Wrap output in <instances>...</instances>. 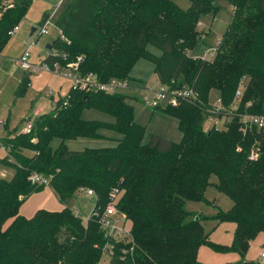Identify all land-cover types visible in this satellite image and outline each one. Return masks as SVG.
<instances>
[{
    "label": "trees",
    "instance_id": "obj_1",
    "mask_svg": "<svg viewBox=\"0 0 264 264\" xmlns=\"http://www.w3.org/2000/svg\"><path fill=\"white\" fill-rule=\"evenodd\" d=\"M31 1L0 0V52ZM215 1L189 0V7L181 9L172 0H70L58 13L54 26L60 36L41 62H76L80 75L90 72L101 82L122 78L134 85L130 70L139 59L149 60L160 83L191 87L198 102L156 107L176 119L179 142L157 134L143 142L145 128L127 103L132 97L69 88L52 110L37 116L30 133L5 137L0 161L13 174L0 179V264H98L108 239L97 216L84 222L66 205L87 189L96 195L93 208L99 213L109 192L118 190L115 205L130 223L134 242L132 254L120 264H202L197 260L200 245L226 251L204 233L205 217L184 206L185 201L206 202L205 189L212 184L231 200L227 212L212 217L235 223L231 250L244 255L264 232V131L241 119L244 114L264 115V0H227L232 18L212 58L191 57L203 38L200 18L217 12ZM48 18L43 13L40 25ZM148 45L160 55L147 51ZM240 82L244 88L236 100ZM213 90L222 107L216 115L226 120L222 129L205 130ZM89 108L113 121L83 119ZM105 129L118 135L112 146L76 152L66 147V141L76 138L102 139L100 130ZM55 139L59 143L52 148ZM31 172L49 178L61 211L38 210L31 218L19 214V205L45 188L26 180ZM121 247L115 242L116 255Z\"/></svg>",
    "mask_w": 264,
    "mask_h": 264
},
{
    "label": "rangeland",
    "instance_id": "obj_2",
    "mask_svg": "<svg viewBox=\"0 0 264 264\" xmlns=\"http://www.w3.org/2000/svg\"><path fill=\"white\" fill-rule=\"evenodd\" d=\"M172 2L181 9H186L190 5L189 0H172ZM67 3H69L68 0H63L56 7L55 13L52 14L50 19L48 18V32L40 35L39 28L43 13L51 14L55 9V5L46 8L43 7L40 0H32L27 7L25 17L18 24L17 32L9 38L4 51L0 54V141L11 132L20 131L29 120L35 124L37 116L33 114L34 111L39 110L40 114L49 112L54 102L59 97H64L69 91L70 82L67 78L39 70L27 72L24 74L26 76L24 79L21 70L15 66L14 62L13 64L11 62V59L18 57L27 49L30 63L38 64L43 60L47 53V45H50L60 36V31L55 28L54 24L58 13ZM215 5L217 6L215 14L207 13L200 18L198 30L203 38L189 52L191 57L204 58L208 47L216 49L219 39L231 21L232 9L227 0H216ZM31 28H36L37 31L30 35ZM147 51L155 56L160 55L159 50L152 45H148ZM209 56L211 55L208 53L207 57ZM129 73L132 83L135 85L120 92L133 98L132 101H127V103L133 106L135 121L145 128L143 142L147 140L150 134L160 135L175 143L179 142L181 132L177 129L176 119L163 115L159 108H154L155 110L152 112L153 108H149L141 102L145 91L138 88L141 86L149 90L154 86L157 79L155 72H153V64L149 60L139 59ZM48 91H51L53 96L50 97L47 94ZM217 99L218 93L215 90L211 91L208 98L209 103L214 107L221 106L220 103H216ZM81 116L89 121H113V118L106 113L104 114L93 108L84 110ZM225 120L226 116H222L214 126L215 121L206 118L203 128L205 130H209L211 127L222 129ZM100 133L104 138H76L75 140L66 141V147L75 152L85 148H106V146H112L113 139L118 137L116 133L108 129L100 130ZM15 134L12 136H15ZM58 143V140H53L51 147L55 148ZM4 153L0 147V159ZM27 154L29 156L31 152H27ZM0 164L8 165L2 161H0ZM12 174L13 170L11 168L0 166V179H9ZM214 181H216V176L213 175L210 182ZM204 197L206 202L185 201V209L191 214H199L205 217V220L201 222L204 233L207 234L212 244L217 245L219 248L222 247L226 251L220 252L211 249L209 246L200 245L197 250L198 262L202 264H256L264 261V232L259 233V236L249 243L244 255L231 250L235 223L232 221L218 222L212 219L213 215L220 210L227 212L231 207V200L218 191L213 184L206 187ZM66 205L69 209H79L81 218L84 221L85 217H88L92 212L93 197L88 198L85 194L74 195ZM62 207L63 205L59 202L52 188L47 186L40 191L32 192L19 205L18 212L25 218H31L38 210L59 212ZM126 226L129 229L130 223L127 222Z\"/></svg>",
    "mask_w": 264,
    "mask_h": 264
},
{
    "label": "built area",
    "instance_id": "obj_3",
    "mask_svg": "<svg viewBox=\"0 0 264 264\" xmlns=\"http://www.w3.org/2000/svg\"><path fill=\"white\" fill-rule=\"evenodd\" d=\"M47 22L48 19H46L40 25V35L46 34L48 32ZM17 29L18 24L12 27L9 35L12 36L13 34H15L17 32ZM61 38H63V35H61ZM214 50V48H208V50L205 52L204 59L212 58ZM208 53L211 56L207 57ZM53 54L54 56L57 55L55 51ZM64 56L65 55L63 54L62 57L64 58ZM28 58L29 51L27 49L21 55L14 58L13 61L14 64L24 72L44 70L53 75H60L64 78H67L70 82L71 89L77 88L84 91L94 90L113 94L118 93L123 89H130L135 85H132L130 81L122 78H110L104 82H101L99 81L96 74L90 72L84 76L80 75L76 71V62L68 63L66 66H61L59 61H54L52 63L44 61L39 62L38 64H34L30 63V61H28ZM243 88L244 84L240 82L234 94V98L236 100L240 97ZM138 89H142L145 91V94L141 98V102H143L149 108L162 107L163 105L164 107L166 105L177 106L180 101H187L191 103L198 102V92L195 89L188 86L177 87L175 86L174 81L162 84L158 79H156L154 86L149 90L141 86ZM65 103L66 101H63V104ZM216 103L219 104L220 101L217 99ZM221 109V106L214 107L212 105V108L207 115V119L215 121L214 126H216V122H219L220 117H218L216 114ZM241 119L245 125H248L249 127L254 126L257 129H261L262 131H264V115L244 114L242 115ZM32 126L33 122L29 120L18 133L28 134L30 133ZM0 147L2 148L3 152L6 151V148L3 144H1ZM249 157L250 159L256 158V153L252 152ZM26 180L32 184L44 185L45 187L48 186L50 181L47 176H44L38 172H31L27 176ZM83 194H85V196H87L88 198H96L93 190L90 189L85 190ZM118 194L119 193L117 189L111 190L109 192V199L103 210L99 213L97 209H94L92 207V212L88 217H85L84 219V222H86V220L91 216H97V223L99 224L100 231L104 234L106 239H108L106 244H104V246L102 247V258L100 259L98 264H120L121 261H124V258L127 254H132L134 248L133 238L130 235V230L126 226L127 223L125 222V215L124 213L120 212L115 205ZM70 210H72V213L75 217H81L79 209ZM115 242L123 243V247L119 249V255H116L114 252Z\"/></svg>",
    "mask_w": 264,
    "mask_h": 264
},
{
    "label": "crops",
    "instance_id": "obj_4",
    "mask_svg": "<svg viewBox=\"0 0 264 264\" xmlns=\"http://www.w3.org/2000/svg\"><path fill=\"white\" fill-rule=\"evenodd\" d=\"M40 1L42 2L43 7H46V8H49V7L53 6V5H55V7H54L55 9L53 10V12H51V14L46 13L47 15H49V19H50V17L52 16V14L55 13V11H56V7H58V5L61 4L63 0H40ZM68 1H70V0H68ZM30 30H31V29H30ZM33 31H34V30L32 29L31 32H30V35L33 33ZM6 44H7V43H6ZM5 47H6V46H5ZM5 47H4V49H5ZM4 49L0 52V54L4 51ZM48 53H49V50H48V48H47V53H46V55H45L43 58H45V57L48 55ZM14 58H16V57H14ZM14 58H13V59H14ZM13 59H11L12 64H13V62H14ZM15 66H16V65H15ZM16 67H17L18 69H20L18 66H16ZM20 70H21L23 76H24V74L27 73V72H24L22 69H20ZM47 94H48L50 97L53 96V94H52L51 91H48ZM59 98H61V97H59ZM59 98H58V99H59ZM58 99H57V100H58ZM55 102H56V101H55ZM55 102H54V104H55ZM54 104H53V107H52L50 110H52V109L54 108V106H55ZM35 112H36V113H35ZM45 113H46V112H45ZM33 114L36 115V116H38V115H40V111H39V110H38V111L36 110V111L33 112ZM167 117H169V116H167ZM171 118H173V117H171ZM174 119H175V118H174ZM18 132H19V130L16 131V132H14V133L11 132V134H8L6 137H12V135H14L15 133L18 134ZM2 140H3V139H2ZM1 142H2V141H0V146H1V144H2ZM68 150H69V149H68ZM4 154H5V153H4ZM24 154H25L26 156L28 155L27 152L24 153ZM3 156H4V155H3ZM3 156H2V157H3ZM29 156H30V155H29ZM2 157H1V158H2ZM0 160H1V159H0ZM0 166L7 167V166H5V165H1V164H0ZM9 168H10V167H9Z\"/></svg>",
    "mask_w": 264,
    "mask_h": 264
},
{
    "label": "water",
    "instance_id": "obj_5",
    "mask_svg": "<svg viewBox=\"0 0 264 264\" xmlns=\"http://www.w3.org/2000/svg\"><path fill=\"white\" fill-rule=\"evenodd\" d=\"M33 28H31L32 30ZM48 50H51V45H47Z\"/></svg>",
    "mask_w": 264,
    "mask_h": 264
}]
</instances>
